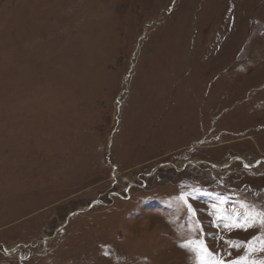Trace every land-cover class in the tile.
Returning a JSON list of instances; mask_svg holds the SVG:
<instances>
[{
    "label": "rangeland",
    "instance_id": "obj_1",
    "mask_svg": "<svg viewBox=\"0 0 264 264\" xmlns=\"http://www.w3.org/2000/svg\"><path fill=\"white\" fill-rule=\"evenodd\" d=\"M258 211L264 0H0V264H264Z\"/></svg>",
    "mask_w": 264,
    "mask_h": 264
},
{
    "label": "snow or ice",
    "instance_id": "obj_2",
    "mask_svg": "<svg viewBox=\"0 0 264 264\" xmlns=\"http://www.w3.org/2000/svg\"><path fill=\"white\" fill-rule=\"evenodd\" d=\"M237 217V223L236 227L237 228H242V230L247 231L249 227H255L256 224H260L262 227H264V211H258L254 215L249 214L245 218V223L241 224L239 222V218L241 216V213H236L235 214ZM257 239V237H253L252 240ZM226 243L229 244L230 247H239L241 244L244 243H251V241L245 242V241H240V242H232V241H225ZM181 247L188 249L190 251H199L202 253V257L197 259V264H209V257H211L213 254L212 252L208 249L207 245L202 243L201 241H185L181 245ZM243 258H237L235 261H230L227 262V264H242ZM217 264H225L224 261H218Z\"/></svg>",
    "mask_w": 264,
    "mask_h": 264
}]
</instances>
